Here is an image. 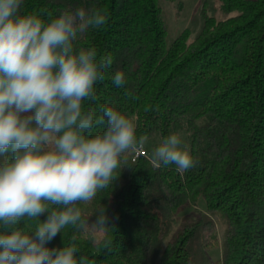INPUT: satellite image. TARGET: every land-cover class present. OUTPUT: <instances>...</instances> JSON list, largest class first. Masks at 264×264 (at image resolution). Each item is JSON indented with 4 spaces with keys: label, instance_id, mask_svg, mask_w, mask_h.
I'll return each mask as SVG.
<instances>
[{
    "label": "trees",
    "instance_id": "1",
    "mask_svg": "<svg viewBox=\"0 0 264 264\" xmlns=\"http://www.w3.org/2000/svg\"><path fill=\"white\" fill-rule=\"evenodd\" d=\"M160 2L23 0L21 14L43 10L45 21L78 7L104 9L108 24L74 41L76 50L94 46L98 57H112L85 110L116 107L135 118L137 137L146 135L154 148L186 132L199 161L181 173L175 165L158 167L154 148L135 162L125 153L109 188L77 205L89 224L106 207L115 225L106 234L111 249L71 226L46 247L69 246L75 234L77 259L86 256L91 264H264V0H219L224 20L204 13L195 39L186 29L173 40ZM118 71L123 86L113 83ZM104 130L98 126L93 134ZM186 205L195 211L170 238ZM36 225L20 226L34 231ZM217 247L221 258L214 261L209 251Z\"/></svg>",
    "mask_w": 264,
    "mask_h": 264
},
{
    "label": "clouds",
    "instance_id": "2",
    "mask_svg": "<svg viewBox=\"0 0 264 264\" xmlns=\"http://www.w3.org/2000/svg\"><path fill=\"white\" fill-rule=\"evenodd\" d=\"M22 3L0 0V264H91L86 256L77 259L75 234L69 246L46 244L71 226L111 249L106 234L115 225L106 207L89 224L77 205L109 188L121 157L142 150L148 137L138 138L135 118L114 106L97 114L83 105L96 98L112 57H98L94 46L76 50L74 41L106 26L107 12L78 7L45 21L43 10L21 14ZM113 83L123 86L124 74L116 72ZM98 126L105 130L93 134ZM151 157L181 173L199 163L178 133L164 137ZM25 220L37 221L34 231L20 226Z\"/></svg>",
    "mask_w": 264,
    "mask_h": 264
},
{
    "label": "rangeland",
    "instance_id": "3",
    "mask_svg": "<svg viewBox=\"0 0 264 264\" xmlns=\"http://www.w3.org/2000/svg\"><path fill=\"white\" fill-rule=\"evenodd\" d=\"M161 7L165 13V20L168 26V39H175L181 32L188 29L191 32V39H195L202 31L204 18L203 14L215 17L217 20H224L226 16L220 10L219 0H161ZM183 141L189 145L188 135L186 132L180 133ZM154 143L147 142L144 147L146 155ZM159 145V142H157ZM157 147V146H156ZM126 159L132 160V152L126 153ZM204 210L203 204L200 206ZM195 211L194 207L186 205L176 214V221L172 228L171 236L180 228L184 221ZM221 247L209 251V255L214 261L221 258Z\"/></svg>",
    "mask_w": 264,
    "mask_h": 264
},
{
    "label": "built area",
    "instance_id": "4",
    "mask_svg": "<svg viewBox=\"0 0 264 264\" xmlns=\"http://www.w3.org/2000/svg\"><path fill=\"white\" fill-rule=\"evenodd\" d=\"M146 155L144 148L139 151L132 152V161L135 162L140 156Z\"/></svg>",
    "mask_w": 264,
    "mask_h": 264
}]
</instances>
